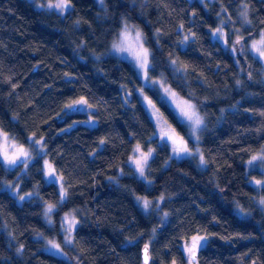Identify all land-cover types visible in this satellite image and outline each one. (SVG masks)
I'll return each mask as SVG.
<instances>
[{
	"label": "trees",
	"instance_id": "obj_1",
	"mask_svg": "<svg viewBox=\"0 0 264 264\" xmlns=\"http://www.w3.org/2000/svg\"><path fill=\"white\" fill-rule=\"evenodd\" d=\"M69 3L63 15L33 0H0V127L29 152L25 171L7 170L0 160V264H143L147 242L150 264H182V242L201 234L209 238L198 264H264V186L258 191L249 182L263 172L247 167L264 150V76L244 48L264 31V0ZM241 8L250 25L234 42L235 55L211 30L224 14L235 20ZM125 21L143 32L150 78L165 77L203 114L205 168L171 158L155 138L134 66L109 53ZM144 89L186 136L167 102ZM87 106L97 124L75 125ZM39 140L67 190L54 225L46 223L43 204L57 202L60 192L45 180ZM136 145L156 149L147 168L152 187L129 164ZM16 184L20 193L37 195L19 202L6 188ZM136 196L162 198L160 216L145 212ZM237 205L249 216L240 217ZM72 209L80 225L68 246L60 216ZM39 233L57 238L69 259L44 251Z\"/></svg>",
	"mask_w": 264,
	"mask_h": 264
},
{
	"label": "rangeland",
	"instance_id": "obj_2",
	"mask_svg": "<svg viewBox=\"0 0 264 264\" xmlns=\"http://www.w3.org/2000/svg\"><path fill=\"white\" fill-rule=\"evenodd\" d=\"M35 2H37V5H39L42 8H47L45 5L52 3L55 4L58 2V0H33ZM201 3H203L204 5H207L208 2H214L216 0H199ZM96 2L98 3V5L102 8H105V0H96ZM71 8V5L69 3V7L67 9L64 10H60V9H49V10H56L60 13H62L63 15L66 14L67 11H69V9ZM125 25H127L128 27V31L131 34V37L134 39L135 38V34L136 31L138 30L141 35H142V39H143V45L145 48H147L146 44H145V38L143 35V32L141 30V28L131 22L125 21L120 29V31L118 32V34L116 35V39L112 42L110 49H109V53L120 58V59H124L126 61H129L135 68L137 75L139 76V78L141 79L142 82V86L136 91L138 93V96L140 97L141 102L143 103V105L145 106L150 118L152 119L154 125H155V138L158 140V143L160 144H166L171 152V158H175V159H184V158H191L194 159L197 163V165L200 168H205L206 167V163H201V157H203L204 161V155L202 153L201 147H200V140H201V133L204 130V127L206 125L205 123V118L203 116V114L198 110L196 104L194 101L180 95L176 90H174L167 82L165 77H160L157 79H152L153 81H162L163 84L162 86L159 84H152L151 87L148 86V81H145V79L143 78V72L142 70L139 69V67L134 63L133 58L131 56L130 53L127 52H117L116 50H114L113 45L114 44H118L122 37V33L125 30ZM225 25H229V30H227V27ZM250 25L249 19H248V13L246 8H241L239 9L238 13H237V18L231 19L228 17L227 14H224L223 17V22L222 24L211 30V35L212 38L219 41V43L221 45L224 46V48L226 49H231V51L236 55L238 54V50L236 48H234V42L236 41V43L238 44V39L239 37L242 35L241 31L243 29V27H248ZM219 30V31H217ZM236 33V38L234 37L233 33ZM229 37H231V45L229 42ZM235 38V39H234ZM264 40V31H260L258 36H255L253 38H251L248 42H247V47L246 50L248 52H250L260 63L261 66V71L263 73L264 76V56L260 55V52L257 51L256 48L253 47V45H256L257 47L264 49V45H262L260 42ZM148 49V48H147ZM241 52L243 51L242 49H239ZM149 51V49H148ZM150 51H149V67H150ZM148 76H149V68H148ZM150 77V76H149ZM151 88L154 89L158 92L159 96L165 97V93H164V88H170L172 89L174 92H176L178 94V96L181 99L184 100H189L190 103L195 104L196 106V110L198 112V114L200 115V117L203 119V124L196 129L195 131V137H197L196 139H192L189 138V131L190 129L187 127L188 133L187 135H183L181 134L179 131H177L165 118V116L163 115V113L160 111V109L157 107V105L154 103V100L152 99V97L146 92V90L144 88ZM170 99V98H169ZM151 101L152 105H155L156 109L159 110L160 114L162 115L163 121L166 122V125L168 128L173 129L175 131V133H177L179 135V137L183 138L184 142L186 143L187 148L190 150V152L188 153H176L173 151V145L171 143V141L165 142L164 140L160 139L157 137L156 133L160 130L159 126L156 124L155 122V117L152 116V107L149 105L148 101ZM168 104V103H167ZM85 112L87 113V117L82 120V121H78L75 123L76 124H84V125H88L90 127H93L97 124V117L93 114L94 109L90 106H87L85 108ZM4 134L7 135L8 139L7 141H5L4 139ZM39 142V143H38ZM36 145L39 147L40 151L42 153H44V158H43V171H44V176H45V180L47 182H52L55 183L58 186L59 192H60V197L59 200L57 202L54 203H49V202H44L43 204V217L46 221V223H48L49 225H54L55 223V217H54V213L57 211V209L59 208V206L66 200L67 198V190L66 187L64 185L63 179L62 177L57 173L56 168L54 163L48 158V156L45 154V148L43 146V141L39 140L37 141ZM137 146H139L140 151H136ZM23 149L24 151H26L28 154V150L27 148L16 142L6 131H4L1 127H0V160L3 164V166L7 169V170H17L20 169L22 171L26 170V166H27V160L28 157L22 156L20 154V150ZM155 147L154 145H151L147 148H144L141 145H136L133 149V152L130 156L129 159V164L131 165V167L133 168V171L135 173V175L144 180L147 184L148 187H152V180H150L147 176V168H148V164L150 162V160L153 158L154 154H155ZM151 152V155L147 157L146 161H142L143 163V174L141 175V172L138 168V166L136 165L135 161L138 159H141V157L144 154H147ZM5 154H7V157L9 159H16L17 157H19V159H17V163L16 164H9L7 162V160L5 159ZM260 155H264V150L260 151L259 153L253 155L251 157L250 160H252V158L254 156H260ZM249 160V161H250ZM26 161V162H25ZM261 161L257 160V161H253L252 164H249L247 162V167L249 170L255 171L258 170L259 168L262 170V174L260 177H255V176H251L250 177V183L252 185H254V187L260 191L261 188L264 186V166H261ZM49 165L51 166V169L49 168ZM54 170V175H55V181L53 182V175H50V171ZM256 181H261L262 183L257 184ZM8 189V191L14 195L16 197V199L19 202H23L27 199H30L31 197L37 195L36 193H27V194H22L19 191V185H13L10 187H6ZM21 197H23V199H21ZM136 201L137 203L141 206V208L150 214H154L156 217H159L161 214V203H162V198L158 199V200H148L146 199V197L144 196H136ZM145 201H147V206L145 205ZM259 201V200H258ZM142 204V205H141ZM53 206V210L51 212L48 211L49 206ZM236 212L238 213V215L240 217L246 218L249 216V212L246 211L245 209H243L241 206H236ZM67 217V219H65ZM162 221V220H161ZM80 225V219L79 216L77 214V210L76 209H72L69 210L65 213H63L60 216V232L62 233V238L64 240V242L66 243V245L68 246H72L73 242H74V233L76 231V229L78 228V226ZM206 238H205V237ZM193 237H203L202 240H200L199 244L196 247L195 251H199V249H201L202 247H204L207 242H208V238L209 236L204 234V235H197V236H193ZM187 239L186 241L182 242L181 245V250L180 252L182 253V256L184 258V261L182 264H198L196 261H193L191 254L189 253L188 249L191 247L192 245V238ZM36 238L41 242V246L42 249L44 251H47L49 253H52L54 255H57L61 258L64 259H69V253L66 252V250L63 249L62 245L60 244L59 240L57 238H51L48 237L42 233H39L36 235ZM71 241L70 243L67 241ZM58 244L60 247L59 249H55L52 247V244ZM148 243V242H147ZM149 244V243H148ZM151 261H152V257H151ZM171 264H177L176 262H172ZM254 264V263H252Z\"/></svg>",
	"mask_w": 264,
	"mask_h": 264
},
{
	"label": "snow or ice",
	"instance_id": "obj_3",
	"mask_svg": "<svg viewBox=\"0 0 264 264\" xmlns=\"http://www.w3.org/2000/svg\"><path fill=\"white\" fill-rule=\"evenodd\" d=\"M49 9H60L64 10L69 7V0H58L57 3L52 4L49 3L45 5ZM219 31V30H217ZM122 39L118 44H114L113 48L117 52H127L130 53L134 63L139 67L140 70L143 72V78L145 81H148V86L151 87L152 84H159L162 86V81H153L148 76V68H149V51L147 48L143 45V39L141 33L137 30L135 34V38L133 39L131 37V34L128 31L127 25H125V30L122 33ZM187 39V38H186ZM262 45H264V40L260 42ZM254 48L257 49L258 52H260L261 56H264V49H261L257 47L256 45H253ZM175 64V61H173ZM164 93L166 94L165 97H162V99L168 103L169 107L172 109L173 113L175 114L177 120L182 124L186 125L190 131L188 133L189 138L196 139L195 137V131L203 124V119L200 117L196 110L195 104L190 103L189 100L181 99L176 92H174L172 89L165 87ZM170 98V99H169ZM76 103H86V101H77ZM149 105L152 107V116L155 117V122L159 126L160 130L156 133L157 137L164 140L165 142L171 141L173 145V151L176 153H188L190 150L187 148L186 143L184 142L183 138L179 137L177 133L173 129H170L167 127L166 122L163 121L162 115L160 114L159 110L156 109L155 105H152L151 101H148ZM4 139L7 141L8 137L6 134H4ZM39 143V142H38ZM136 151H140L139 146H137ZM20 154L22 156L27 157L28 153L24 151L23 149L20 150ZM151 155V152L144 154L141 159H138L135 161L136 165L138 166L141 175L143 174V163L142 161H146L147 157ZM5 159L9 164H16V159H9L7 157V154H5ZM261 161V166H264V155L260 156H254L252 160L248 161L249 164H252L253 161ZM26 162V161H25ZM201 163H206L204 161L203 157H201ZM49 168L51 169V166L49 165ZM50 175H53V182L55 181V175L54 170L50 171ZM257 184L262 183L261 181H256ZM23 199V197H21ZM262 204H264V200L260 201ZM147 201H145V205L147 206ZM53 210V206H49L48 211L51 212ZM67 219V217L65 218ZM203 237H193L192 238V245L188 249L189 253L192 255V257H195V250L197 245L199 244L200 240H202ZM67 242H71L70 240ZM52 247L55 249H59V245L53 243ZM147 247L145 248V264H147Z\"/></svg>",
	"mask_w": 264,
	"mask_h": 264
},
{
	"label": "water",
	"instance_id": "obj_4",
	"mask_svg": "<svg viewBox=\"0 0 264 264\" xmlns=\"http://www.w3.org/2000/svg\"><path fill=\"white\" fill-rule=\"evenodd\" d=\"M76 108H79V105L76 106ZM159 230L161 229V227L158 228ZM147 247V264H150L151 263V253H150V245L148 243H145L143 246H142V249H141V256H142V261H143V264H145V248ZM192 257V255H191ZM193 261H197V251H195V257L193 258Z\"/></svg>",
	"mask_w": 264,
	"mask_h": 264
}]
</instances>
